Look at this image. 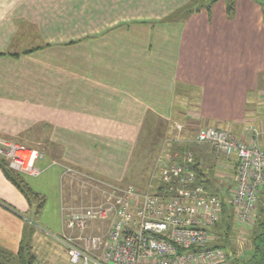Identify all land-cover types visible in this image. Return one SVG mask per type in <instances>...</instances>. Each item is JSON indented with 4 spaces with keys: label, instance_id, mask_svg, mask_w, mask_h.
I'll return each mask as SVG.
<instances>
[{
    "label": "crops",
    "instance_id": "1",
    "mask_svg": "<svg viewBox=\"0 0 264 264\" xmlns=\"http://www.w3.org/2000/svg\"><path fill=\"white\" fill-rule=\"evenodd\" d=\"M0 54V138L41 150L40 166L48 169L40 177L59 182L53 197L61 234V208L73 186L65 167L141 189L150 171L134 175L132 164L154 163L147 161L154 145L140 150L150 127L170 132L184 124L200 163L225 170L212 145L194 141L195 130H228L250 144L258 133L264 149L259 0H237L233 16L226 0H0ZM29 189L37 202L0 163V254L7 264L24 261V215L39 216L47 206Z\"/></svg>",
    "mask_w": 264,
    "mask_h": 264
},
{
    "label": "built area",
    "instance_id": "2",
    "mask_svg": "<svg viewBox=\"0 0 264 264\" xmlns=\"http://www.w3.org/2000/svg\"><path fill=\"white\" fill-rule=\"evenodd\" d=\"M175 125L183 132L184 125ZM258 137L255 133L256 141L250 144L228 130L204 127L193 138L212 145L225 161L237 162L231 204L242 226L252 222L264 193V149ZM169 158L161 155L154 170L153 178L166 185L159 194L65 167L71 185L79 183L81 190L80 200L63 203V233L55 237L69 264H234L232 256L213 245L212 230L221 221L222 201L207 195L198 183L192 153L165 162ZM0 159L22 176L37 178L48 169L38 164L43 159L38 150L3 138Z\"/></svg>",
    "mask_w": 264,
    "mask_h": 264
},
{
    "label": "rangeland",
    "instance_id": "3",
    "mask_svg": "<svg viewBox=\"0 0 264 264\" xmlns=\"http://www.w3.org/2000/svg\"><path fill=\"white\" fill-rule=\"evenodd\" d=\"M226 1H227V10L231 4H234L236 8L237 0L236 1L226 0ZM259 1L262 5V11H264V0H259ZM155 125L156 127L160 126L158 123L157 124L155 123L154 126ZM175 126L176 125L174 124V128L170 132L169 130L159 131L158 128L153 129L150 127L149 133L142 134L141 136L142 144H141L140 150L143 149L144 145L153 144L154 142L156 143L157 141L158 143H160V147L162 143L165 141L164 142L165 147L162 153L156 158V161L154 163V167L152 168V170H151V167L153 164L151 165L150 168H148L149 165H143L142 163L140 165L139 163L132 164V167L134 168V171H135V172L133 171L134 175L140 176V174L143 175L146 170L151 171V173L149 172L150 174H148L150 175L148 177V182L146 183V185L143 186L145 188H141V189L138 188V190L142 192L150 191L151 193L159 194V192H161L162 190V187L166 188V185H163L160 178L158 177L153 178V172L158 164L157 162L159 158L161 157V155H164V157H167L165 155L166 154L165 151L169 153L168 149H171V151L169 154V157H170L169 161H165L167 163L172 161L176 155H180L181 157H184V156H187L189 153H192V155L194 156V159L196 158V154L198 153L196 149L193 147V142H187L184 136V132L177 131L175 129ZM199 129L201 128H198L197 131H199ZM197 131L195 130V133L193 132L194 136ZM169 136L171 138L172 136H174L173 138L178 140L176 141L177 143L174 146L175 148L169 145H165L166 140L168 143L171 142V139ZM194 136L192 137L194 138ZM159 138L161 139L159 140ZM17 143L29 148V146L24 141H17ZM174 149H177V150H174ZM36 150H38L41 153V150L39 149H36ZM217 156L219 157L218 159L221 162V164L225 166L226 168H228L227 170L222 169L220 167L217 168L218 170L215 174V178L214 179L212 178V181L216 185L221 186L222 192L216 193V192H212V190L210 189H209L210 191H207L204 188V186L203 185L202 186L205 192H207V195L216 197L220 200L228 196V200L231 202L232 194L234 193L236 185H237V180H236L235 173L230 168L231 167L233 168L236 161L235 160L225 161L220 153L217 154ZM42 162L43 161H39L38 164L41 165ZM179 163H182V161L181 162L179 161ZM209 165H214V164L212 162V163H209ZM46 176H48L47 180H45ZM23 180L30 188L36 189L37 192H40L41 195L46 197L47 206L45 210L42 212V214L39 216L36 215L34 211H32L30 214L24 215L26 217V224L28 226V229L26 231L25 244L23 247L24 256H22V259L24 258V262L21 261V259H19L17 262L15 261V263L13 264H27V262L31 260L32 258L31 256H35L37 258V264H68L67 256H66L67 254H66L64 247L55 239V237H59L61 235V233L56 230L57 226L60 227L61 218H60V213H58V209L56 206L57 201L53 197V193L57 192V189L59 186V182L56 176L55 175H44L40 178L24 176ZM46 184L48 186H46ZM78 185H76L75 183L73 184V186H71L72 187L71 189L69 188L68 191H66V198H68V200L67 201L65 200V202H70L72 200V195H74L75 201L77 199L79 200L81 199V197H79V193L81 194L80 192L81 190L79 189ZM121 185H132L136 187L133 183H130V182L122 183ZM33 201L37 202L36 198H33ZM261 206L264 207V193H261L259 196V202H258L257 208L259 209ZM258 209L254 213L252 218H254L256 214L258 213ZM221 222H222V219L220 223ZM235 222L236 223L233 226L234 228H232V231L230 235L228 236V239L231 241L233 250L235 252V254L232 256L235 258H239V259H247L249 255L251 254V250H252L251 242L247 238V235L249 232L248 228H249V225H251L252 223L250 222V224L247 227V225L242 226V225H239L237 221ZM222 224L223 222L221 223V225ZM98 227L99 226L95 228L96 231H98ZM214 229L215 227L213 228V230ZM216 232L218 236L213 234L214 235L213 245L214 246L224 245L225 240H224L223 234H225V230L221 226H218L216 228ZM32 239H33V242L35 241L37 243L35 246H32V245L30 246L31 244L30 242L32 241ZM30 247H33L34 250L32 251Z\"/></svg>",
    "mask_w": 264,
    "mask_h": 264
},
{
    "label": "trees",
    "instance_id": "4",
    "mask_svg": "<svg viewBox=\"0 0 264 264\" xmlns=\"http://www.w3.org/2000/svg\"><path fill=\"white\" fill-rule=\"evenodd\" d=\"M218 1H220V0H210V4H215ZM227 13L229 16L234 15V13H235V5L234 4H231L229 6ZM28 53H30V52H28ZM5 55L6 54H0V59ZM177 119H178L177 120L178 122H181V118L177 117ZM182 125H184V124H182ZM173 128H174V125H173ZM184 130H185V126H184ZM184 130H183V132H184ZM184 136H185V133H184ZM173 137L174 136H172V138L170 137L171 142H169V143L166 140L165 145H169L171 147H174L175 144L177 143L176 141H178V140L173 138ZM164 142L162 143L161 147H160V143L158 144V141L156 143L154 142L152 144V145H154L155 149L152 148V149H149V151H148V157H147L148 160L147 161L149 162V164H150L151 160H153V162L155 163L156 158L162 153V151L164 150V147H165ZM174 150H177V149H174ZM168 151H169V153L167 151H165L166 156H169L171 149H168ZM0 163H1V166L3 168V171H4L7 179L14 186H16L21 191V193L24 194V196L27 199H29V197L39 198V196H37L34 192H32L29 189L28 185L24 182V180H23L24 176L9 170L8 167L3 162H0ZM154 163H153L152 167H151V165H149L148 168L151 167V170H152V168L154 167ZM213 164L214 165H209L207 163V165L206 164L203 165L200 163L199 156H196L194 170H195L196 175H197L198 183L203 185L207 191L212 190V192L221 193L222 192L221 186L216 185L212 181V178L213 179L215 178V174L218 170L217 169L218 166L216 165V163H213ZM237 166H238V164L236 162L233 166L234 173L237 172L236 171ZM150 173H151V171H150ZM153 174H154V172H153ZM143 188H145V187H143ZM162 190H163V188H162ZM221 201L223 204V213H222V218H221L223 224L221 225L222 222L221 223L219 222L215 226V229L212 230V233L218 236V234L216 232V228L218 226H221L225 230V234H223V237L225 240L224 245H218L215 247H219V248L224 249L230 256H232L235 254V252L233 250L231 241L228 239V236L230 235L232 228H234L233 226L236 223L235 222L236 221L235 220V213L233 211L231 202L228 200V196L223 198ZM251 223H252L251 225L248 224L249 225V228H248L249 232L247 235V238L251 242V246H252L251 254L249 255V257L247 259H239V258H235L232 256L234 258V264H264V207L263 206H261L258 209V213L253 218ZM248 225H247V227H248ZM34 260H35V258L32 257L31 260L29 262H27V264H34ZM0 264H7L6 261L2 258L1 254H0Z\"/></svg>",
    "mask_w": 264,
    "mask_h": 264
}]
</instances>
